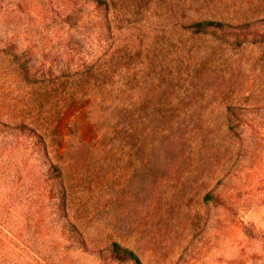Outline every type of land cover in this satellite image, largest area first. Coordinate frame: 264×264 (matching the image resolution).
Returning a JSON list of instances; mask_svg holds the SVG:
<instances>
[{
	"label": "rangeland",
	"instance_id": "obj_1",
	"mask_svg": "<svg viewBox=\"0 0 264 264\" xmlns=\"http://www.w3.org/2000/svg\"><path fill=\"white\" fill-rule=\"evenodd\" d=\"M262 19L264 0H0V264L5 245L133 264L114 241L142 264H264Z\"/></svg>",
	"mask_w": 264,
	"mask_h": 264
},
{
	"label": "trees",
	"instance_id": "obj_2",
	"mask_svg": "<svg viewBox=\"0 0 264 264\" xmlns=\"http://www.w3.org/2000/svg\"><path fill=\"white\" fill-rule=\"evenodd\" d=\"M96 2V6L99 9H109V0H94ZM264 20V19H262ZM105 24L109 27L110 20H106ZM246 26V23L235 25L227 20L217 19V18H204V19H197L192 21L189 24V27L192 28L195 34H204V33H216L220 34L221 36H240V28ZM54 169L59 170V168L54 165ZM111 249L113 252H118L119 254L123 255L126 260H130L133 264H142L140 257L128 247H122L120 243L117 241L112 242ZM10 249V250H9ZM4 255L2 257V264H32L29 261L16 260L14 256L8 257L9 252L16 253L12 250L9 245H5L4 247ZM15 255V254H13Z\"/></svg>",
	"mask_w": 264,
	"mask_h": 264
}]
</instances>
